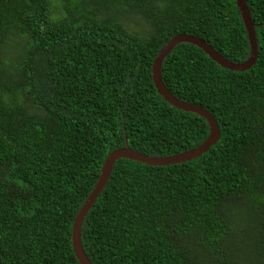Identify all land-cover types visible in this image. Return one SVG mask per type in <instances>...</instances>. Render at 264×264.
<instances>
[{
  "label": "trees",
  "instance_id": "trees-1",
  "mask_svg": "<svg viewBox=\"0 0 264 264\" xmlns=\"http://www.w3.org/2000/svg\"><path fill=\"white\" fill-rule=\"evenodd\" d=\"M245 5L249 69L189 42L159 64L219 139L167 166L118 159L82 220L91 264H264V0ZM182 35L230 62L249 57L236 0H0V264H80L72 226L110 153L168 157L207 140V121L153 82Z\"/></svg>",
  "mask_w": 264,
  "mask_h": 264
},
{
  "label": "water",
  "instance_id": "water-1",
  "mask_svg": "<svg viewBox=\"0 0 264 264\" xmlns=\"http://www.w3.org/2000/svg\"><path fill=\"white\" fill-rule=\"evenodd\" d=\"M236 3L241 11V17L243 19L244 26L247 31V39L249 43V57L239 63L230 62L221 56L218 52L212 49L209 45H207L202 40L196 37L190 36H177L172 39L166 46L161 50L159 57L155 61L153 65V82L158 94L171 106L175 107L176 109L183 110L185 112H192L202 116L209 125V137L207 140L200 145L198 148L192 151H186L181 154H176L173 156L168 157H150L148 155H143L138 152L131 150L127 145L125 148H120L112 153L106 158L104 165L101 169V174L99 179L96 183L95 188L89 194L88 198L86 199L84 205L82 206L81 211L78 213L77 217L75 218L74 224L72 226V248L73 253L76 256V259L80 264H91L87 256L85 255L84 251L82 250L81 243H80V228L82 224V220L87 213L88 209L90 208L91 204L94 202L96 197L100 194L101 190L103 189L104 185L107 182L109 177L110 171L114 163L121 158L132 159L144 164L154 165V166H167L171 164H176L180 162L189 161L195 157L202 155L203 153L207 152L208 148L212 146L218 139H219V129L215 120L212 116L206 112L204 109L200 107H196L185 102H181L174 98L168 90L163 85L160 72H159V64L162 58L170 52V50L179 42H189L193 45L198 46L201 48L205 54L222 68H226L232 71H245L249 69L252 65L255 64L257 58V41L255 36L254 24L251 20L250 14L248 12V8L245 5V0H236Z\"/></svg>",
  "mask_w": 264,
  "mask_h": 264
},
{
  "label": "rangeland",
  "instance_id": "rangeland-1",
  "mask_svg": "<svg viewBox=\"0 0 264 264\" xmlns=\"http://www.w3.org/2000/svg\"><path fill=\"white\" fill-rule=\"evenodd\" d=\"M126 26H127V28L136 31V29H135V23H134V22H133V23H130V22L126 23ZM19 51H20V49H19ZM19 51H16V50L14 49V50H13V53H14V52L17 53V52H19Z\"/></svg>",
  "mask_w": 264,
  "mask_h": 264
},
{
  "label": "bare ground",
  "instance_id": "bare-ground-1",
  "mask_svg": "<svg viewBox=\"0 0 264 264\" xmlns=\"http://www.w3.org/2000/svg\"><path fill=\"white\" fill-rule=\"evenodd\" d=\"M257 59V58H256ZM220 66V65H219ZM225 69V68H224ZM195 149V148H194ZM192 160V159H191Z\"/></svg>",
  "mask_w": 264,
  "mask_h": 264
}]
</instances>
